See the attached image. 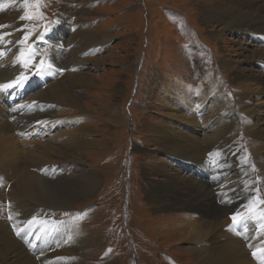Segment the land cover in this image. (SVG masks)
<instances>
[{"label":"rangeland","instance_id":"374dc122","mask_svg":"<svg viewBox=\"0 0 264 264\" xmlns=\"http://www.w3.org/2000/svg\"><path fill=\"white\" fill-rule=\"evenodd\" d=\"M226 1L39 0L37 7V0H27L26 7L23 0V12L26 10L24 13L32 16L27 21L29 40L25 48L38 47V55L49 60L50 45L38 39L44 31L54 35L61 47L58 54L66 76L64 83L75 88L82 99L79 115L69 105L59 106L55 112L58 122L50 131L45 127L47 138L51 135L52 140L63 137L70 144L83 138L82 134L72 131L86 124L94 129L93 140L98 143L85 145L75 154L73 152L75 158L64 157L63 162L58 163L69 178L76 173L88 174V171L92 172L90 175H97L99 182L91 197L74 202V208L50 211L58 223L92 232L93 245H87L81 254L88 264H196L184 251L191 247L188 237L180 239L173 230L182 222L190 221L186 216L189 214L158 211L148 194L152 181L161 179L160 173L197 174L196 168L177 163V155L165 151L166 139L155 130L163 127L168 133L177 134L182 121L178 111L185 115L199 111L200 88L204 90L208 79L216 83L215 73L222 83L218 91L222 90L224 97H219L218 104L211 106L212 110H218L222 99L230 110H235L238 93L230 83L224 61L232 59L237 64L244 63L250 58L252 49L264 46V41L236 37L231 32L219 34L220 29L207 25L205 9ZM9 2L6 0V8ZM82 31L91 32L90 35L97 38L104 35L107 41L87 45L90 41L79 36ZM242 44L247 50H240ZM78 47L82 59L87 62L73 68L69 59L72 61L70 56ZM32 48L28 52H32ZM248 69L254 71L252 67ZM14 70L19 75L24 68L14 67ZM37 71L31 83L39 86V90L46 87L43 82L55 78L59 72L51 68L42 73ZM79 75L88 83L86 87L73 86L72 79ZM223 77H228L229 81ZM25 82L29 85V80ZM204 91L208 93L209 90ZM182 94L186 97L185 106H182ZM24 99L16 100L14 105ZM164 100L170 107H166ZM108 108H113L121 117L117 125L108 122ZM170 108L177 111L172 112ZM261 115L263 118L264 114ZM73 116L78 117L73 119ZM206 117L199 118L198 127L189 128L195 137L203 140L207 136L203 126ZM65 120L75 121L63 124ZM230 121L241 125L236 133L240 147L236 154L242 157L246 169L256 179L260 170L248 134L242 128L243 119L237 115ZM35 125L29 131H33ZM211 160L214 165L219 164L217 159ZM209 187L214 189L212 185ZM257 196L264 199V185L259 184ZM180 215V219H176ZM188 231L187 228L182 233L187 235Z\"/></svg>","mask_w":264,"mask_h":264},{"label":"bare ground","instance_id":"6f19581e","mask_svg":"<svg viewBox=\"0 0 264 264\" xmlns=\"http://www.w3.org/2000/svg\"><path fill=\"white\" fill-rule=\"evenodd\" d=\"M9 4L11 7L6 8V0H0V26H3L0 27V85H12L0 88V264H88L81 254L83 248L93 245L92 232L58 223L50 211L74 208V202L85 201L93 194L99 182L97 175H90L92 172L87 170L88 174L76 173L69 178L58 163L63 162L64 157L75 158L73 152L85 145H97L93 140L94 129L81 125L72 132L82 134L83 138L70 144L63 137L47 138L45 127L50 131L58 122L55 112L59 106L69 105L79 115L82 99L66 82L67 78L64 83L66 76L58 54L61 47L54 35L44 31L38 39L50 45L49 60L38 55V47L25 48L29 40V19H22L27 16L26 10L23 12V0H10ZM205 10L207 25L220 29L219 34L231 32L236 37L264 41V1L228 0ZM90 33L79 34L90 41L87 45L107 41L104 35L97 38ZM239 46L240 50H247L243 44ZM31 48L32 52H28ZM79 49L72 52L70 67L79 68L87 62ZM23 63L24 66H20ZM14 67L24 70L17 75ZM34 68L40 73L49 68L59 72L55 78L43 82L42 85H47L39 90V86L31 83L37 71ZM224 68L238 93L235 110H230L224 99L219 102L218 110H212L211 106L218 104L219 97H224L223 91H218L222 83L215 73L216 83L207 78L208 86L205 84L204 90H209L208 93L200 88L199 111L194 115L178 111L182 121L177 134L168 133L163 127L155 130L166 139L165 151L177 155L175 160L182 166L195 167L197 174L160 173L161 179L152 181L149 200L158 211L189 214L186 216L190 221L182 222L173 230L180 239L188 237L191 247L184 251L196 264H264V199L257 196L259 184L264 185V116L261 117L264 114V46L253 48L244 63L226 59ZM223 78L228 80V77ZM72 80L75 87L88 85L83 75ZM23 97L24 100L14 105ZM180 98L185 106L186 97L182 94ZM164 102L168 107L167 101ZM174 110L177 111L170 108ZM106 113L108 122L113 125L122 120L113 108H108ZM204 115H207L203 124L205 140L189 130L197 126ZM237 115L243 119L242 128L248 134L260 170L256 179L246 169L242 157L236 154L240 149L236 133L241 125L230 119ZM34 124L33 131H29ZM214 158L219 164H213L211 159ZM229 167L230 173L224 177ZM211 185L214 189L209 187ZM187 228L186 235L182 232Z\"/></svg>","mask_w":264,"mask_h":264},{"label":"snow or ice","instance_id":"6c2138e0","mask_svg":"<svg viewBox=\"0 0 264 264\" xmlns=\"http://www.w3.org/2000/svg\"><path fill=\"white\" fill-rule=\"evenodd\" d=\"M25 6L27 7V0H25ZM37 7H39V0H37ZM22 19H32V16H24L22 17ZM0 27H3V26H0ZM12 85L11 84H8V85H0V88H6V87H11ZM233 221H236V217H233ZM255 255V253H254Z\"/></svg>","mask_w":264,"mask_h":264}]
</instances>
